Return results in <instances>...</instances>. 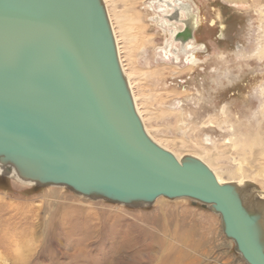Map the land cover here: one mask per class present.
<instances>
[{
	"label": "rangeland",
	"instance_id": "1",
	"mask_svg": "<svg viewBox=\"0 0 264 264\" xmlns=\"http://www.w3.org/2000/svg\"><path fill=\"white\" fill-rule=\"evenodd\" d=\"M105 2L155 140L179 156L203 157L225 178L238 160L252 164L264 153V0ZM177 3L201 18L189 51L178 41L187 15ZM254 181L264 191V180ZM179 234L188 243L179 242ZM154 237L171 247L158 246ZM0 238H7L0 241V264H115L108 253L130 239L129 250L156 256L134 264H157L172 248L187 254L183 264H244L234 247L225 246L219 218L199 203L127 207L2 175ZM73 251L85 255L74 259Z\"/></svg>",
	"mask_w": 264,
	"mask_h": 264
},
{
	"label": "water",
	"instance_id": "2",
	"mask_svg": "<svg viewBox=\"0 0 264 264\" xmlns=\"http://www.w3.org/2000/svg\"><path fill=\"white\" fill-rule=\"evenodd\" d=\"M0 171L127 207L188 198L264 264V202L149 136L103 0H0Z\"/></svg>",
	"mask_w": 264,
	"mask_h": 264
},
{
	"label": "bare ground",
	"instance_id": "3",
	"mask_svg": "<svg viewBox=\"0 0 264 264\" xmlns=\"http://www.w3.org/2000/svg\"><path fill=\"white\" fill-rule=\"evenodd\" d=\"M105 5H106V8H107V4L105 2V0H103ZM227 2L229 3H235V4H238L240 1L242 0H226ZM175 7H180V10H182L183 12V15H187V19L183 22L184 26L181 27V29L178 31L179 33H177V37H179L178 41H180L181 43H184V45H186V51H189L190 49H192V45L191 44V41H197V36H196V32L199 31V29H201V18L200 20L198 19V17H196L195 15H193L190 10L188 9L187 6L185 5H181L180 3H177V4H174ZM173 8V6H171ZM107 12H108V16H109V20H110V23H111V26H112V29H113V33H114V37H115V40H116V44H117V48H118V54H119V59H120V63H121V67L123 69V72L125 74V77L127 79V82L129 83V87H130V90H131V94L133 96V100H134V103H135V106H136V109H137V112L145 126V120L143 119V116H142V113L139 111V107H138V104H137V98L135 97V94H134V91H133V86L131 84V78L130 76L127 74V72L125 71V67H124V64L122 62V59H121V53H120V48H119V43H118V40H117V37H116V34H115V31H114V27H113V23H112V20H111V17H110V14H109V10L107 9ZM182 17V15H180ZM182 23V22H181ZM143 32V31H142ZM141 32V33H142ZM140 34V33H139ZM144 38V37H143ZM141 39V38H140ZM131 41V40H130ZM137 42V41H136ZM139 45V44H138ZM131 48V47H130ZM137 49V48H136ZM131 50V49H130ZM133 51V50H132ZM131 52V51H130ZM129 54V53H128ZM133 54V53H132ZM128 57V56H127ZM134 58V57H133ZM161 65V64H160ZM171 70V69H170ZM223 112L225 113V109L223 110ZM145 129L147 131V133L149 134V136L159 145L161 146L162 148H164L165 150L171 152L172 154L175 155V157H177L178 160L182 159V156H179V154H175L174 152L170 151L165 145H162L160 142H158L157 140H155L153 138V136L149 133V130L147 129V127L145 126ZM230 140V139H229ZM253 140V139H252ZM260 140V139H259ZM165 141V140H164ZM250 141V140H249ZM257 143V142H256ZM246 144V143H245ZM249 147L253 144H251L250 142L248 143ZM170 146V145H169ZM248 147V148H249ZM236 148V147H234ZM251 148V147H250ZM236 150V149H235ZM238 151V150H237ZM258 153V152H257ZM258 158L255 159V156L254 157V162L251 164L247 161H241V160H238L237 161V168L236 170H234V172L230 171L228 172V177H224L223 175H221L220 173H218L216 170H214L212 168L211 165H209L203 157H200V156H196V155H185V156H191V157H194V158H197L199 160H201L202 162H204L215 174L217 180L224 184V183H235L237 184L239 187H241L242 189V192H248V193H254L257 197L258 200L264 202V191L260 188H257V186H255V179L257 178H261V180H264V153L261 154V153H258ZM1 173V171H0ZM226 174V175H227ZM16 175V173H15ZM15 179L21 183V184H25V185H29V186H32V183L30 182H25V181H22L19 179V177L16 175ZM257 185V184H256ZM262 186V185H261ZM263 187V186H262ZM49 188H52V187H49ZM57 188H63V187H57ZM260 189V191H259ZM246 192V193H247ZM75 196L77 194L73 193ZM79 196V195H77ZM83 199H86V200H90V199H87V198H84L82 196H79ZM95 201H103L105 202L104 200H95ZM165 201H168V202H178V201H192L188 198H180V199H176L174 201H170L166 198H159L156 202H155V205H157L158 203L160 202H165ZM193 203H195V201H192ZM113 204V203H112ZM115 205H120V206H124V205H121V204H115ZM210 208V207H208ZM212 212V211H211ZM213 214H215V216H217L219 218V221H220V232H221V236L224 238L225 240V246H227L228 248L230 247H234L235 251L237 252V254L241 257V260H243L242 262H244V264H248L246 260L243 259L242 257V254L240 252H238L236 250V242L232 239H229L226 237V235L224 234L223 232V226H222V218L219 214L215 213V212H212ZM147 232V231H145ZM157 233V232H156ZM191 233V231H190ZM165 234V233H164ZM188 236V235H187ZM186 238V237H184ZM183 238L182 235L179 234V239L178 241L181 242V243H188V240L185 241ZM154 239L156 240V243L158 246H164V247H171V246H167L168 244L165 242V241H161L158 240L156 237H154ZM7 238H0V241H6ZM167 240V239H166ZM215 240V239H213ZM218 240V239H217ZM217 240H215L217 242ZM7 242V241H6ZM13 242V241H12ZM133 242V239H130L129 241L125 242L123 245H121V247H117L115 252L114 253H108V255L110 256L111 259H113V261H115V264H134V262H140L141 260H149V263L152 261H155V254L154 252L153 253H147V255H143L140 250L138 251H135V250H129V247ZM174 242V241H173ZM191 241L189 240V243ZM176 243V242H175ZM13 244V243H12ZM185 244V243H184ZM192 246H194L193 248L197 247L196 244H192L190 243ZM9 245V243H8ZM14 245V244H13ZM177 245V244H176ZM13 246H10L4 250V252L6 254H11V251L13 250L12 249ZM203 247V246H201ZM184 248V247H182ZM191 248V247H190ZM180 249V248H179ZM179 249H171L168 251L167 253V256L161 260L158 261L157 264H183L184 263V259H187V254L182 251V250H179ZM196 249V248H195ZM197 250V249H196ZM195 250V251H196ZM226 250V249H225ZM111 252V251H110ZM166 252V251H165ZM191 252V251H190ZM161 253V252H160ZM164 254V253H163ZM191 254V253H190ZM84 253L82 252H79V251H73L71 254H69V257H72L74 259H79L80 257H84ZM160 256V255H159ZM196 256V255H195ZM164 257V256H163ZM205 257V256H204ZM194 259V258H193ZM205 259V258H204ZM207 259V258H206ZM194 261V260H193Z\"/></svg>",
	"mask_w": 264,
	"mask_h": 264
},
{
	"label": "flooded vegetation",
	"instance_id": "4",
	"mask_svg": "<svg viewBox=\"0 0 264 264\" xmlns=\"http://www.w3.org/2000/svg\"><path fill=\"white\" fill-rule=\"evenodd\" d=\"M175 8V7H174ZM179 10V9H178ZM182 11V10H181ZM186 20V19H185ZM185 20H181V22H184Z\"/></svg>",
	"mask_w": 264,
	"mask_h": 264
}]
</instances>
